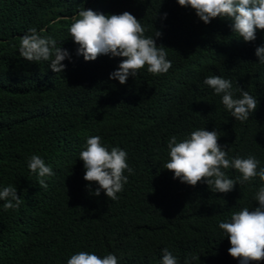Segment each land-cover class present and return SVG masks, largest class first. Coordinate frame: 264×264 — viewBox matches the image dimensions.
I'll list each match as a JSON object with an SVG mask.
<instances>
[{"label": "trees", "instance_id": "1", "mask_svg": "<svg viewBox=\"0 0 264 264\" xmlns=\"http://www.w3.org/2000/svg\"><path fill=\"white\" fill-rule=\"evenodd\" d=\"M82 8L104 14L132 13L164 47L172 67L154 75L147 65L126 83L111 79L125 57L99 55L86 61L68 31ZM165 13L167 14L165 16ZM35 27L67 49L62 72L50 61L19 55V37ZM264 30L246 42L228 18L201 20L178 0H0V190L17 188L22 204L5 211L0 200V264H67L71 255L115 254L118 264H161L162 249L178 264H240L219 228L233 212L255 208L259 178L227 193L212 192L202 180L195 186L164 168L167 143L197 129L216 130L228 158L254 155L264 167V64L256 48ZM229 79L236 98L242 87L258 99L246 121L236 120L222 95L204 84L208 76ZM89 136L127 152L134 171L118 199L84 179L79 153ZM39 155L55 175L28 168ZM228 178L240 173L224 170ZM196 257V259H192ZM251 264H264V260Z\"/></svg>", "mask_w": 264, "mask_h": 264}, {"label": "clouds", "instance_id": "2", "mask_svg": "<svg viewBox=\"0 0 264 264\" xmlns=\"http://www.w3.org/2000/svg\"><path fill=\"white\" fill-rule=\"evenodd\" d=\"M180 6L191 7L206 24L213 18H228L232 21L233 32L246 42L256 39V30H264V0H178ZM167 14L165 13V16ZM69 33L79 45L77 55H83L86 61H93L99 55L125 57L118 68L110 74L111 79L126 83L130 75L136 76L138 70L147 65V71L154 75L165 74L172 67L167 59L164 47L158 46L156 37L162 32L156 29L155 36H146V29L132 13L104 14L92 9L82 8L72 16ZM19 55L29 61H50L49 67L56 73L62 72L66 58L71 59L67 49L57 47L52 37H44L35 27L19 37ZM259 62L264 64V45L256 48ZM204 84L222 95V104L236 120L246 121L250 113L255 112L258 99L242 87L239 98L234 96L231 80L220 75L208 76ZM216 130L197 129L185 139L178 142L173 135L167 143L169 159L164 168L174 172V178L195 186L204 180L212 192L227 193L240 185L251 183L256 178L262 182L254 199L258 201L255 208L244 207L233 212L228 221L221 220L219 228L229 239L231 247L228 253L238 258L240 264H251L264 260V167L254 155L247 158L235 156L228 158L226 146L218 143ZM79 159L86 169L84 179L98 183L94 194L99 196L104 191L111 200H117V193L123 191L128 181L125 170L133 173L127 163V152L119 147H108L102 143L100 136H89ZM28 168L38 173V184L47 190L44 179L55 175L39 155L28 158ZM235 169L240 175L230 179L225 169ZM0 200L5 201L3 209H18L22 204L17 188L9 185L0 190ZM196 259V257H192ZM67 264H118L115 254L100 257L94 252L80 251L67 260ZM161 264H178L177 258L168 250L162 249ZM188 264V261H185Z\"/></svg>", "mask_w": 264, "mask_h": 264}]
</instances>
